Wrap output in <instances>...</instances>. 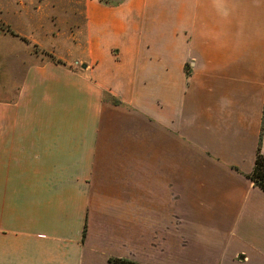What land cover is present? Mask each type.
<instances>
[{"label": "crops", "instance_id": "obj_1", "mask_svg": "<svg viewBox=\"0 0 264 264\" xmlns=\"http://www.w3.org/2000/svg\"><path fill=\"white\" fill-rule=\"evenodd\" d=\"M61 1L0 82V264H264V0Z\"/></svg>", "mask_w": 264, "mask_h": 264}, {"label": "rangeland", "instance_id": "obj_2", "mask_svg": "<svg viewBox=\"0 0 264 264\" xmlns=\"http://www.w3.org/2000/svg\"><path fill=\"white\" fill-rule=\"evenodd\" d=\"M55 2L59 4L54 6ZM72 8L61 0H0V82L3 86L7 84L16 90L33 54L43 53L32 40L45 47L53 45L60 53L68 49V45L60 46L63 38L74 36L82 41L86 15L84 10ZM69 44L71 55L76 59L80 49L71 40ZM186 64L188 67L189 62Z\"/></svg>", "mask_w": 264, "mask_h": 264}, {"label": "trees", "instance_id": "obj_3", "mask_svg": "<svg viewBox=\"0 0 264 264\" xmlns=\"http://www.w3.org/2000/svg\"><path fill=\"white\" fill-rule=\"evenodd\" d=\"M247 177L254 183L255 186L259 187L264 191V154L261 152L260 145L258 147L254 166ZM108 264H138L135 261L122 259V258H111Z\"/></svg>", "mask_w": 264, "mask_h": 264}, {"label": "water", "instance_id": "obj_4", "mask_svg": "<svg viewBox=\"0 0 264 264\" xmlns=\"http://www.w3.org/2000/svg\"><path fill=\"white\" fill-rule=\"evenodd\" d=\"M83 67H85V64H83Z\"/></svg>", "mask_w": 264, "mask_h": 264}]
</instances>
